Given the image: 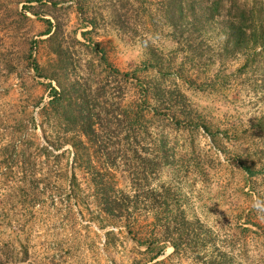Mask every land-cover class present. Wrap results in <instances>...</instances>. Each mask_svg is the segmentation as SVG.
Segmentation results:
<instances>
[{"label": "rangeland", "instance_id": "374dc122", "mask_svg": "<svg viewBox=\"0 0 264 264\" xmlns=\"http://www.w3.org/2000/svg\"><path fill=\"white\" fill-rule=\"evenodd\" d=\"M160 1L66 0L61 5L66 8L61 15L65 35L83 41L81 34L87 32V38L100 45L115 69L124 76L130 74V81L124 83V98L116 84L109 87L108 107L114 108L117 115L141 110L144 91L133 84L138 78L146 87L178 91L193 115L223 134L235 122L242 128L260 118L264 114V89L260 79L252 75L240 77L237 70L244 59L222 60L217 56L218 44L212 42L214 49L202 59L197 57L193 64L181 51L183 46L173 40L171 31L162 26L157 29L151 19L158 14ZM27 2L0 0V247L10 245L15 250L16 260L10 264H153V255L147 253L149 247L145 244L154 240L155 217L148 213L146 204L139 206L131 221L133 234L124 222L109 221L96 207L91 177L73 164L72 148L67 146L57 152L45 139V132L51 135V131L43 125L41 114L51 100L50 81L39 78L22 58L29 51L28 42L36 40L33 61L38 60L42 67L48 65L50 50L45 40L49 36L45 35L48 27L44 20L52 17L33 15L26 10ZM80 4L86 6L85 15ZM123 5L132 21L127 33L116 26L114 13ZM19 12H26L30 19L16 23ZM91 21L97 24L94 31L87 26ZM153 51L166 62L174 61L173 76L163 77L151 67ZM74 52L83 75L89 78L91 52L80 46ZM6 57L14 59L16 70L8 65ZM181 64L185 66V77L177 76ZM225 77H231L228 83ZM97 80L93 78V85ZM201 86L204 89H199ZM162 103L148 99L146 118L141 124L151 133L141 138V144L122 146L118 139L107 142L120 155L116 178L120 189L134 195L142 185V197L148 188L168 190L172 208H181L188 220L203 229L202 259L185 245L180 254L174 255L170 241L158 235L160 245L166 244L167 249L154 264H264V181L260 183L261 203L248 196L250 188L235 160L236 154L246 151L226 137H221L220 146L215 147L203 128L194 129L188 123L178 127ZM111 131L112 135L119 133ZM124 137L122 142H127ZM24 141L34 143L31 152L38 166L32 176L40 182L39 194L26 203L18 197L24 181L22 165L10 170L4 163L6 148L17 142L21 155ZM43 147L50 148L52 154L39 151ZM164 149L171 156L169 164L163 159ZM136 158L158 164L150 181L145 179L144 169L135 167ZM74 175L83 198L72 196ZM247 228L251 231L247 232Z\"/></svg>", "mask_w": 264, "mask_h": 264}, {"label": "trees", "instance_id": "16d2710c", "mask_svg": "<svg viewBox=\"0 0 264 264\" xmlns=\"http://www.w3.org/2000/svg\"><path fill=\"white\" fill-rule=\"evenodd\" d=\"M27 3L29 5L26 10L31 11L33 15L46 14L52 17L43 19L48 27L45 35L49 36L45 40L50 50L48 65L42 67L38 60L33 61L34 52L38 47L36 40L28 42L29 51L25 52L22 58L27 60L28 66L39 78L50 81L48 87L51 100L41 114L43 125H47L51 131V135L45 132V139L50 147L57 152L67 146L72 148L73 164L82 168L91 177L92 197L99 212L113 223L124 222L130 234H133L131 221L135 213L141 204H146L148 213H153L155 217L152 235L154 240H149L145 244L149 247L147 253L153 255L151 263L154 264L167 249L166 244L160 245L158 235L170 241L174 255L180 254L185 245V248L193 250L202 259L200 247L205 246L201 241L203 229L199 224L188 220L181 208H172L171 194L168 190L148 188L142 197L140 192L142 185L136 188L134 195L119 188L116 178L120 171L118 167L120 155L108 146V139H118L122 146L123 143L128 146L141 144V138L151 133L149 127H143L141 124L146 118L144 110L148 99L163 102L171 114V122L178 127L188 123L194 129L203 128L211 136L215 147L220 146L221 137H226L246 151L244 154H236L235 160L250 188L248 196L262 203L260 183L264 181V114L254 119L249 126L242 128L235 122L223 134L203 124L201 117L193 115L185 97L178 91H163L159 86L146 87L144 82L134 78L133 84L144 91L145 102L141 103V110L137 108L134 114L124 112L117 115L114 108L108 107L109 87L112 83L116 84L121 98H124L123 87L124 83L130 81V74L124 76L115 69L105 53L100 50V45L87 38V32L81 34L83 41L78 37L71 38L65 35L61 15L66 8L61 5H64L66 0L45 2L28 0ZM33 3L37 5H32ZM79 9L82 14H86V6L80 4ZM114 13L116 26L126 33L131 31L132 21L128 18L129 11L126 10V6L115 9ZM157 13L151 18L156 28L162 26L169 29L173 40L183 46L180 48L181 51L193 64L197 57L202 59L214 49L212 42L217 43L218 57L222 60L243 58L244 63L237 70L240 77L249 78L252 75L260 79L264 89V0H161ZM18 17L16 23H25L30 19L26 12H19ZM89 25L93 27V31L96 30V22L91 21L87 24ZM78 46L92 54V60L87 63L89 78L83 75L81 62L76 59L74 50ZM6 60L12 70H16L13 66L14 59L6 57ZM149 64L158 74H162L161 76L167 78L173 76L171 72L174 69V61L166 62L156 51L151 52ZM181 65L177 68V71L179 70L177 76L185 77V66ZM136 73L138 72L135 71ZM94 77L99 78L96 86L92 83ZM230 78L225 77L223 80L228 83ZM199 89L204 88L201 86ZM179 115H182L184 120L181 121ZM111 129L119 133L112 135ZM122 135H125L124 139L127 142H122ZM33 145L32 142L24 141L21 155H18L17 142H13L5 150L4 163L10 170L15 165H22L20 166L24 181L18 197L24 203L36 198L40 189V182L32 176V170L38 166L36 157L31 152ZM39 151L52 154L48 147H43ZM162 151L165 154L163 159L166 163H171L168 150ZM59 158L61 156H56V159ZM134 162L136 168L144 169L147 181H150L158 171V164L153 160L136 158ZM71 187L74 198H83L76 175L72 178ZM251 211L254 212L255 209ZM250 212L246 215L247 219L250 218ZM247 221L250 223V219ZM246 231L251 230L247 228ZM108 234L113 237V233ZM24 257L28 258L27 251L24 252ZM12 260H16L15 250L10 245L1 246L0 264H10Z\"/></svg>", "mask_w": 264, "mask_h": 264}]
</instances>
